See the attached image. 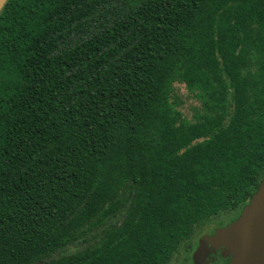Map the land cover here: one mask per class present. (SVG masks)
Returning a JSON list of instances; mask_svg holds the SVG:
<instances>
[{
  "label": "trees",
  "instance_id": "16d2710c",
  "mask_svg": "<svg viewBox=\"0 0 264 264\" xmlns=\"http://www.w3.org/2000/svg\"><path fill=\"white\" fill-rule=\"evenodd\" d=\"M263 173L264 0L3 5L0 264H169Z\"/></svg>",
  "mask_w": 264,
  "mask_h": 264
},
{
  "label": "water",
  "instance_id": "95a60500",
  "mask_svg": "<svg viewBox=\"0 0 264 264\" xmlns=\"http://www.w3.org/2000/svg\"><path fill=\"white\" fill-rule=\"evenodd\" d=\"M7 0H0V10ZM225 247L228 264H264V173L247 204L236 219L200 237L192 257L195 264L210 248Z\"/></svg>",
  "mask_w": 264,
  "mask_h": 264
},
{
  "label": "flooded vegetation",
  "instance_id": "af4514ba",
  "mask_svg": "<svg viewBox=\"0 0 264 264\" xmlns=\"http://www.w3.org/2000/svg\"><path fill=\"white\" fill-rule=\"evenodd\" d=\"M231 221H228L227 223L221 224L219 226H213V227L205 230L204 232L199 233L194 238V240H192V244H188L186 246L185 252L188 253L187 251L189 250L188 254H191V253L193 254L195 248L198 245L199 239L202 235L213 234L217 227L225 226ZM224 251H225V247H223V246H221L219 248H215V249L210 248L209 252L206 255H204L203 257H200L198 261L200 264H228V262L231 259V255H225ZM191 258H192V264H195L192 256H191Z\"/></svg>",
  "mask_w": 264,
  "mask_h": 264
},
{
  "label": "rangeland",
  "instance_id": "374dc122",
  "mask_svg": "<svg viewBox=\"0 0 264 264\" xmlns=\"http://www.w3.org/2000/svg\"><path fill=\"white\" fill-rule=\"evenodd\" d=\"M185 103H186V105H187V107H188L190 104L193 103V101H192V100H189V99H185ZM227 221H228V218H227V217H224V218H221V219L215 221L214 224H215V225H217V224H222V223H226ZM214 224L211 223V224L205 225V226H204V230H203V232H204L205 230H207V229L213 227ZM185 249H186V248H184V247H183L182 249H180V250L174 255V257L171 259V261L169 262V264H192V258H191L192 253H191V254H188V253H189V250L187 251L188 253H186V252H185V251H186Z\"/></svg>",
  "mask_w": 264,
  "mask_h": 264
}]
</instances>
